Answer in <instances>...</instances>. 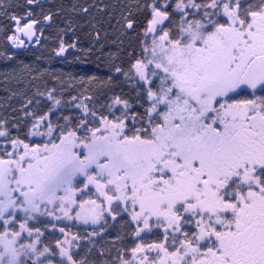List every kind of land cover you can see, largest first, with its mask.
Returning <instances> with one entry per match:
<instances>
[{
  "label": "snow or ice",
  "instance_id": "snow-or-ice-1",
  "mask_svg": "<svg viewBox=\"0 0 264 264\" xmlns=\"http://www.w3.org/2000/svg\"><path fill=\"white\" fill-rule=\"evenodd\" d=\"M0 18V264H264V0Z\"/></svg>",
  "mask_w": 264,
  "mask_h": 264
},
{
  "label": "trees",
  "instance_id": "trees-1",
  "mask_svg": "<svg viewBox=\"0 0 264 264\" xmlns=\"http://www.w3.org/2000/svg\"><path fill=\"white\" fill-rule=\"evenodd\" d=\"M17 3H20V4H23L24 3V0H16ZM45 3L48 2V0H44ZM53 3H60L61 0H52ZM65 3H71V0H64ZM89 3L92 2V0H88ZM96 2H101V0H96ZM102 2L104 3H114L116 2V0H102ZM2 23H6V21H4L2 18H0V24ZM42 50H37V53L36 54H40ZM46 54V53H45ZM20 58L23 59L26 63L30 62L32 59H34V57L29 54V53H20ZM57 68H60L62 69L63 71H84L86 70L87 68H92L94 67V65H86V66H66V65H63V66H59V65H55ZM3 65H2V62H0V72H3ZM20 87H22L23 85H19ZM5 87L4 85V77L2 75H0V97H3L6 95V93L3 91V88ZM9 87H17V85L15 84H11L9 85ZM2 102V101H0Z\"/></svg>",
  "mask_w": 264,
  "mask_h": 264
},
{
  "label": "flooded vegetation",
  "instance_id": "flooded-vegetation-1",
  "mask_svg": "<svg viewBox=\"0 0 264 264\" xmlns=\"http://www.w3.org/2000/svg\"><path fill=\"white\" fill-rule=\"evenodd\" d=\"M69 59H72V57L70 56ZM56 65L63 66L62 64H58V63Z\"/></svg>",
  "mask_w": 264,
  "mask_h": 264
}]
</instances>
